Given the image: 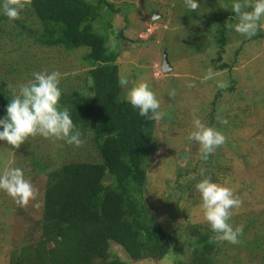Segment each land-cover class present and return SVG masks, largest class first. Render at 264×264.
Segmentation results:
<instances>
[{"label":"trees","instance_id":"1","mask_svg":"<svg viewBox=\"0 0 264 264\" xmlns=\"http://www.w3.org/2000/svg\"><path fill=\"white\" fill-rule=\"evenodd\" d=\"M199 1L214 7V12L205 17L211 34L206 31V42L196 52L202 54L210 46H214L215 52L204 63L207 68L198 61L189 70L210 69L229 74L232 65L226 61L225 45L229 37L225 31L236 32L229 27L238 22L231 11L233 0ZM22 2L25 7L15 20H9L0 11V40L6 42L7 38L13 53L8 54L9 59L2 60L4 64L0 61V116L5 114L12 98L6 87L8 78L17 79L16 83L29 82L34 80L36 72L54 71L42 69L40 60L44 57L38 56L36 49H81L83 73L68 74L60 80L59 103L69 109L82 142L78 146L70 145L76 148L78 158L59 163L51 155L46 159V155L40 157L29 152L27 163L32 173L44 175L41 216L32 228L36 235L12 246L5 264H148L152 261L154 264L169 257L172 258L169 264H217L215 259L224 250L215 244L219 239L208 224L187 220L179 230L169 228L164 225L165 216H155L154 208H150L147 171L159 144L155 126L158 120L140 116L126 100L123 85L119 83L118 53L107 45L108 36L97 22L104 20L105 13L119 11V7L110 0ZM236 33L240 34L241 48L264 37L260 26L252 36ZM3 45L0 43V51ZM191 57L195 59L196 55ZM197 74L198 83H192L194 86L204 79L200 72ZM183 143L187 145L184 140ZM187 150L182 148L181 162L176 163L173 178L167 180L166 187L171 191L160 199L161 203L154 199L174 208L177 215L198 207L200 194L194 187L197 181L204 177L219 181L226 171L217 154H209L205 160L198 153L195 160ZM263 209L259 210L261 214L257 212L243 220V230L253 229L248 240L253 241L251 247L262 250ZM242 233L238 238L245 241ZM242 241L239 243L244 246L247 241L243 245ZM226 244L233 247L228 241ZM115 246L121 253H117Z\"/></svg>","mask_w":264,"mask_h":264},{"label":"rangeland","instance_id":"2","mask_svg":"<svg viewBox=\"0 0 264 264\" xmlns=\"http://www.w3.org/2000/svg\"><path fill=\"white\" fill-rule=\"evenodd\" d=\"M110 1L120 10L105 13L104 20L97 22L108 36L107 45L118 53L120 78L127 77L128 84L123 85V95L128 87L141 81L147 82L160 102V110L165 113L155 124L159 144L147 171L146 189L150 208H154L155 216H165L164 225L169 228L179 230L187 220L208 224L203 216L201 199L196 208L188 209L189 206L183 203L188 210L187 214L180 215L166 203L160 204V199L171 191L166 183L173 178L176 163L181 162L179 155L182 148L192 152L190 157L195 160L199 158V143L188 139V134L194 129L193 121L198 117L202 123L215 127L226 137L225 142L211 153L217 154L218 162L223 170L226 169L216 182L230 187L240 199V205L231 209L228 222L233 228L242 227V234H245V241L238 238V242L231 243L233 247L230 248L227 241L219 239L216 233L219 240L215 244L224 252H220L215 260L217 264H264L262 247H251L254 246L253 241H248L253 229L243 230V220L254 217L257 212L261 214L259 210L264 208V37L247 42L241 48L238 43L240 34L226 30L225 36L229 38L225 55L226 61L232 65V72L193 69L204 78L202 83L194 86L192 83L197 84L199 76L189 70L192 64L200 61L206 67L204 63L215 52L214 46L205 48L202 54L196 52L197 47L206 42V31L211 34L205 17L211 14L210 11L214 12V7L204 6L202 1H199L200 6L195 11L188 9L184 0ZM259 26L264 32V21ZM0 43L4 44L0 51V61L4 64L2 60L5 57L9 59L8 54L12 53L9 49L11 45L7 38L6 42L0 40ZM36 50L38 56L44 57L40 60L42 69L58 71L60 80L75 72L82 75L84 62L80 59L81 49L65 51L57 47ZM164 53L170 66L168 70L162 68ZM194 55L195 59L191 57ZM11 80H6V87L12 94L19 84L27 83ZM218 82H222L224 87H219ZM30 151L40 157L46 155V159L51 155L57 163L79 157L76 148H70L65 141L39 134L29 136L19 147L0 141V174L12 167H21L35 191V197L20 206L0 190V264L6 263V254L12 246L22 243L30 235H36V230L32 232V228L41 216L44 175H35L29 168L27 157ZM238 219H242L241 222ZM239 241L242 245L247 243L241 246ZM115 248L117 253H121L118 246ZM170 261L171 257L154 264H169Z\"/></svg>","mask_w":264,"mask_h":264},{"label":"clouds","instance_id":"3","mask_svg":"<svg viewBox=\"0 0 264 264\" xmlns=\"http://www.w3.org/2000/svg\"><path fill=\"white\" fill-rule=\"evenodd\" d=\"M184 3L192 11L200 6L199 0H184ZM24 7L22 0H0V11L9 20L17 19ZM231 11L238 22L229 27L245 36H252L264 18V0H233ZM33 75L34 80L17 86L6 105L5 114L0 116V141L19 147L29 136L39 134L78 146L82 142L81 132L76 129L69 109L61 107L59 103L62 94L59 87L60 73L36 72ZM119 83L127 85V77H121ZM218 86L224 87V84L218 82ZM125 98L140 116L149 120H160L165 115L147 82L141 81L128 87ZM193 124L194 129L188 134V139L199 143L200 158L206 160L217 146L225 142L226 137L215 127L202 123L198 117ZM194 187L200 194L203 216L211 230L219 234V239L237 243L242 227L233 228L228 221L231 209L241 203L238 196L230 187L214 182L210 177L197 181ZM0 190L20 206L35 197L33 186L25 178L21 167H12L0 174Z\"/></svg>","mask_w":264,"mask_h":264},{"label":"water","instance_id":"4","mask_svg":"<svg viewBox=\"0 0 264 264\" xmlns=\"http://www.w3.org/2000/svg\"><path fill=\"white\" fill-rule=\"evenodd\" d=\"M169 63H168V60H167V56H166V54L164 53L163 54V61H162V68L164 69V70H168L169 69Z\"/></svg>","mask_w":264,"mask_h":264}]
</instances>
